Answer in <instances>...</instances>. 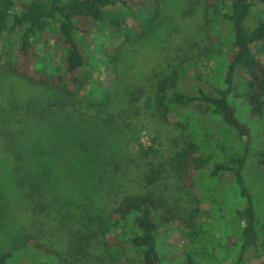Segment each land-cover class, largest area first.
<instances>
[{
    "label": "trees",
    "instance_id": "1",
    "mask_svg": "<svg viewBox=\"0 0 264 264\" xmlns=\"http://www.w3.org/2000/svg\"><path fill=\"white\" fill-rule=\"evenodd\" d=\"M166 1L0 0V218L17 215L20 224L16 209L4 202L20 195L19 214L34 229L1 253L0 264H93V248L95 264H164L160 231L171 233L177 224L189 240L180 255L186 257L183 264H203L209 256L228 259L213 248L210 253L197 221L152 189L160 169L145 171L137 182L150 186L147 192L126 186L137 158L118 161L120 189L111 181L110 165L119 157L108 147L110 116L130 110L119 91L120 48L100 57L113 82L96 81L94 88L82 76L88 65L84 38H93L86 36L106 31L123 35L125 44L131 37H163ZM204 2L211 28L205 56L218 62L214 76L193 70L199 58L183 57L145 90L169 140L189 134L192 118L205 127L192 132L180 155L183 180L200 205L208 202L231 223L236 242L242 240L241 257L232 264H248L264 253V206L247 178L254 123L263 139L253 158L264 167V14H257L264 0ZM140 76L145 82L143 70ZM136 150L141 159L156 153L141 143ZM209 181L217 188L207 196L203 184ZM227 189L241 202L225 216Z\"/></svg>",
    "mask_w": 264,
    "mask_h": 264
},
{
    "label": "rangeland",
    "instance_id": "2",
    "mask_svg": "<svg viewBox=\"0 0 264 264\" xmlns=\"http://www.w3.org/2000/svg\"><path fill=\"white\" fill-rule=\"evenodd\" d=\"M204 1L167 0L166 9H164V36L152 37L150 42H139L136 38L131 37V41L125 44L126 39L123 35L110 37L106 31L96 33L94 36H86L93 38H84L88 53V65L82 76L89 83L90 87L93 86L94 88L97 82L104 85H108L109 81L110 83L113 82L115 75L113 76L109 72L110 69L100 61V57L104 53L116 54L118 48H120L121 53L119 52L117 57L119 58L118 64L122 68L123 73L121 74L123 75L119 81V91L126 95L125 101L129 105L125 109L128 108L130 110L125 113L115 110L113 114H116L110 116V145L108 147L113 155L119 157L114 164L110 165L111 181L120 189L124 178H122L123 176L121 178L115 176L116 174L121 175V169H117L118 161H125V159H129L130 161L137 158L135 160L136 168H132L134 176L130 178L126 186H132V191L140 190L147 192L151 187L146 186L145 183L139 185L137 182L142 181L141 179L145 177V171L160 169L162 177L157 182V185H152V189L154 191L157 190L155 192L177 207L187 219L197 221L199 227L203 230V235L205 234V243L208 245L210 253L213 248L216 254H222L225 258H228L221 262L220 258L211 259L209 256L202 263L232 264L241 257L242 240L238 238L236 242L233 231L230 228L231 223L223 220L222 214L218 210L213 209L208 202L200 205L194 189L190 188L183 180L180 168V155L182 151L185 152V146L193 136L192 132L201 133L205 130V127L201 124L198 125L192 118L190 120L194 122L192 124L193 129L192 127L190 128L189 134L169 140L166 131L154 119L156 115L155 107L149 101V95H146L145 90V87L150 86L152 82L156 81L155 79L159 73L165 71L169 73L171 62L184 58H199L200 60H198L193 70L201 73L210 71V75L214 76L211 70L217 67L218 62L211 61L205 56L207 36L211 28L205 19ZM257 7V14H264V5H258ZM124 44L125 46H123ZM132 50L137 51L136 54ZM142 70L145 74V82L142 81L140 76ZM214 72L216 74L221 73L220 69H216ZM146 80L149 81L146 82ZM141 90H143L142 93L139 92ZM133 98L139 99V102L132 103ZM253 126H255L254 134L256 142L253 145L252 152L253 156L258 157V144L263 137L259 134V131L257 132L258 124L254 123ZM140 143L145 148L153 147L156 153L151 154L146 159H141L136 150V146H139ZM204 149L207 152L211 151V149H208V146ZM253 156L247 178L254 185H250V187L258 205L263 207L264 167L261 170L257 158H253ZM203 188L207 196L213 195L214 191L212 190L217 188V183L215 181L205 182ZM237 196L236 192L233 193L232 189L229 190L226 196L225 211L223 212L225 216L231 215L233 211H236L241 202ZM8 201L16 209L21 220L20 224H18L17 215L14 218L7 217L6 215L0 218V255L3 251H7L13 247L17 240L24 238L25 234L34 230L30 225V218L25 220V217L22 219L25 215L24 212L22 215L19 214L20 211H24V206L20 203V195L4 199V202L7 204ZM225 223L228 224L226 230L225 227L227 225L224 227ZM92 228L93 230L88 229L89 238L94 236L92 234H97L96 227L92 225ZM184 232V228H181L178 224L172 229L171 233L166 232L164 229L160 231V234L164 237V241L162 245L158 239V248L164 259V264L184 263L186 257H180V255L189 248V240ZM96 241V238L93 237L91 245L95 246ZM201 242L203 243V240ZM97 252L95 248L89 250L90 256L88 257L89 260H92L90 262L93 264L97 262L93 259V255H97ZM200 252H202V249ZM172 253L179 255V257L173 258ZM263 262L264 253L254 258L248 264H261Z\"/></svg>",
    "mask_w": 264,
    "mask_h": 264
}]
</instances>
